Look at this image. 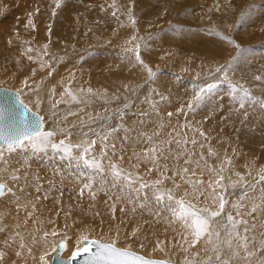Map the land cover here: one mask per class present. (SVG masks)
<instances>
[{
	"label": "bare ground",
	"instance_id": "bare-ground-1",
	"mask_svg": "<svg viewBox=\"0 0 264 264\" xmlns=\"http://www.w3.org/2000/svg\"><path fill=\"white\" fill-rule=\"evenodd\" d=\"M42 5L47 8L43 4V0ZM39 9L43 8L37 0H0V80L11 84L9 80L12 81L14 78L12 85L21 90L22 99L29 107L45 112V116L38 113L42 117L43 130L46 126V131L55 133L51 138L52 143L66 140L67 143L78 144L95 139L97 143L93 148V155L102 160L105 171L104 177H101L98 182L100 173L97 170L88 168L83 163H77L71 157L62 159V153L51 147L44 150L28 148L11 154L8 166L0 164V180L15 191L14 196L6 194L4 197H0V252L4 253L0 264H44V258L48 257L45 256V252L50 245L48 242L51 240L48 241L46 237L54 228L65 229L64 231L69 234H65L66 239L53 237L55 247L59 240L64 243L65 253H62L63 250L60 253L62 258L72 255L71 250L75 248L73 240L78 238L81 233L105 235V232L102 233L105 228L98 223L91 226L83 225L85 227L74 226L78 225L77 219L67 213L66 208L84 206L83 200H88V203L92 205L94 203L96 205L98 203L105 204L110 207L109 210L115 209V211H119L117 209L124 206L126 208L124 209L125 215H129H121L128 218L120 220L129 219L128 222H124L129 227L134 226V223L137 224L136 226H141L144 223L142 219L146 218L145 224L149 235L143 234L136 238H130L128 235L129 238L121 241L120 244L151 255L165 256L179 264H185L186 258L194 260L196 253H199L200 264H205L208 257L214 258L216 253L213 251V245L208 244L206 238L195 247H188V244L182 239V227L178 223L169 224L170 214L164 205L156 204L155 189L152 187L146 189L152 194V197L145 198L139 194V198L132 203H129L127 199L117 200V196L126 194L121 192V188L124 186L123 181L117 180L111 175L110 164H116L119 169L126 173H132L133 176L139 174L143 182L149 184L161 179L159 174L161 169H157L151 161L136 155L145 152L150 147L141 134L152 136L153 142L166 145L170 149L165 153L167 159L160 160V164L167 165L162 170L169 177H172L173 171L184 167H189L191 172H195L196 177L202 181L198 187L205 193V196L198 198L200 204H212L211 197L215 193L209 185L219 175H223L225 179L221 182L222 187L216 188V192L222 194L227 201L225 215L220 219V223H226L228 213L237 219L247 220L248 235L255 238L258 248L264 246L262 243L264 242V183H258L259 175L264 174L262 171L264 170V112H262L260 103L254 102L255 99L245 102L249 115L248 119L244 121L242 112L236 111L238 103L232 95L231 87H225L223 83L224 85L221 87L217 85L213 93L195 110H189L187 103L193 97V89L198 83L190 81L191 78L189 80L183 78V76L185 77L183 73H180L178 78L176 76L164 78L161 74L156 75L154 79H149L147 70L136 64L134 60L130 62L126 58L125 50L121 48V43L117 40L113 41V38H110V42L113 41V48L109 47L111 50L106 49L109 54L105 53L106 50L103 47L95 45L99 41L94 44L96 34L101 30L98 26V22H100L98 14L94 17L86 15L84 11L66 7L64 16L61 13L64 21L60 19L59 24L63 30L55 32L60 40L59 45L66 47L65 44H69L68 37L75 42L77 36L82 37L80 33L88 32L83 50L78 51L79 49L68 47L66 49L54 47L53 40L55 38L53 36L55 35H49L54 30L44 29L46 20L42 17L43 15L41 16ZM7 12H11V14L7 15ZM4 16L7 21H3ZM72 19H75V23ZM29 20L32 21V24H29ZM109 32H106L108 36ZM30 33L34 35V41L28 39ZM45 45H47V49H45ZM28 49L31 51L29 52ZM45 51H47V55H44ZM69 51L73 52L69 54ZM99 55H104V57H99ZM29 56L32 58L29 59ZM81 57L86 58L85 61L88 63L85 62L87 63L85 65L79 63L77 59L80 60ZM82 61L84 63L83 59ZM42 64L45 66L42 67ZM207 64L209 63L205 65L207 66ZM218 64L217 67H219ZM231 72L227 73L231 79L226 77L228 79L225 80V77L221 76L222 73L213 72V74L217 79L234 84H239L236 81L246 82L249 80L253 82V85L264 84L253 79L256 75L264 76V72L256 73L254 71L253 75L251 72L241 73L236 69ZM208 73L205 74L208 75ZM27 74H30L29 79L36 80L38 87L33 86L29 89L24 87L23 80L28 78H21L26 77ZM31 76L32 78H30ZM208 77L212 79L211 76L208 75ZM153 82L159 85V89L165 91L166 99L156 98L157 92L152 87ZM206 82L210 83L209 81L204 83ZM33 83L31 82V84ZM88 88H92L93 92H87ZM218 88L220 90H217ZM66 89L72 90V93L77 97L75 104H68L69 102L74 103V101ZM146 93L153 97H145L147 110L140 109L138 110L140 113H137L136 108L134 110L136 113H127V110L133 109L134 103L144 99L142 96ZM160 96L158 95V97ZM56 100H60V103L53 107ZM180 109L183 111H179ZM169 112L173 114L171 117L168 116ZM141 113L146 115H141ZM44 117L47 118V123ZM119 118L122 119L121 123L118 122L121 120ZM242 121H244L243 124ZM117 122L119 127L116 128ZM122 125L123 127H121ZM109 131H111L109 140L104 143L115 144V154L109 147L107 156L100 157V153L104 149L101 137ZM67 132H71V135L66 137L65 133ZM201 132L205 135H200ZM83 133H88V135L84 136ZM192 140L197 143L193 145ZM209 149L215 155H209ZM185 153L193 160H200L198 168L195 163L188 165L184 163V159L187 158ZM79 154L78 150H73V156ZM201 155L203 156L202 160L200 159ZM226 158L231 160L230 164L227 163ZM79 166L87 169L84 175L74 172V168L75 171L80 172ZM150 169L152 170L150 171ZM221 169H223L222 172ZM241 172H245L247 175L244 176ZM12 173L20 175L22 179L26 177L27 183L12 181L10 179ZM174 178L177 183L181 184L179 190L173 187L170 180H165L163 188L172 189L178 197L184 191H192L186 182L181 181L178 177ZM89 182L93 187L91 190L85 189L81 194V188ZM37 187L40 189L39 192L36 191ZM21 188L23 191H20ZM92 193H95L94 198ZM98 197L101 198L98 199ZM141 203L145 207H140ZM33 205L35 206L33 207ZM253 206H258V210L250 215ZM156 211L160 212V217L152 214ZM237 212L240 213L239 216H237ZM111 213H114V210ZM111 216L110 219L108 217L109 221H112ZM103 220L105 222V218ZM108 220L106 219V221ZM57 222L64 224L65 227L58 226ZM91 223L94 224V222ZM253 223L256 225L255 230L251 227ZM154 227L158 229L155 231ZM238 231L243 236L244 226H239ZM120 234L122 235V232ZM107 235L109 234L106 232V237ZM21 244L24 245L23 248L20 246ZM186 248L187 251H185ZM249 248L255 251L251 249V244H249ZM226 251L225 246L224 252ZM18 252L20 255H17ZM48 258L50 260V257ZM225 258H231L232 264H264V254L259 251L255 252L254 257L248 259L244 258L243 252L240 253L239 259L231 256V253H227ZM171 264L174 263L171 262Z\"/></svg>",
	"mask_w": 264,
	"mask_h": 264
},
{
	"label": "rangeland",
	"instance_id": "rangeland-1",
	"mask_svg": "<svg viewBox=\"0 0 264 264\" xmlns=\"http://www.w3.org/2000/svg\"><path fill=\"white\" fill-rule=\"evenodd\" d=\"M37 2L40 3L43 8L42 10L39 9V12L41 11L40 12L41 16L43 15L42 17L44 18V20H46L44 29L49 28L48 30L51 31L52 29L54 30V32H51L49 35L50 36L55 35L53 36L55 38L53 40V43H55L54 47L56 49H59V47L60 49H66L68 47V48H73L75 50L79 49L78 51H82L83 50L82 48H84L86 43L85 41H87L86 39L88 38V32L84 31L80 33L82 37L81 36L76 37L75 42L68 37L67 40L69 41V44L68 43L65 44L66 47L59 45L60 40L57 37L58 34L55 32L63 30V28L59 24V21L60 19L61 21H64L61 13L64 16V10L66 7L69 9L73 8L75 10L78 9L80 11H84V13L86 12V15H92L94 17L96 16V14L99 15L98 20L100 22H98V26L100 27L101 30L98 32V34H96V40L94 41V44L97 41H99L100 43L97 42L95 45L100 48L103 47L104 50L106 49L111 50V48H113L114 40H117L119 43H121V48L123 50H126L128 46L129 47L134 46L135 41H133L131 45L128 43V41L134 35L137 37H142L143 38V40L141 41L142 59L145 61L146 64H148L152 69H154L153 71L156 72V75L162 74L164 78H168L170 76H176L178 78L180 76L179 74L183 73L185 74V77L183 76V78L185 79L188 78L187 80L191 78L190 81L192 82L194 81L193 83L196 82L198 84H203L205 81H209L211 83L212 79L208 77V75L205 73L210 71L212 73L215 72L214 69H216L218 63L219 66L226 64L237 53V49L234 45L229 44L227 41L223 40L221 36L216 35V33H221L224 36H229L235 39L236 42L239 43L242 46V48L245 49V52L242 54L239 61L231 69L228 70L230 73H232L231 71H234L235 69L241 73L251 72L252 75L254 74V71H256V73L264 72V70H262L264 67V0H146V1L145 0H60L59 7L56 6V0H43V4H45L47 8H45V6L42 5V0H37ZM88 9L90 10L88 11ZM241 9H243V13H244V19L242 21L239 20ZM114 11L116 12L115 16L112 15ZM129 12H131V17H129L128 15ZM10 14L11 12H7V15ZM133 18L135 20V23H133ZM74 20L75 19H72L73 23H75ZM3 21H7L5 16L3 17ZM109 31L112 32L110 33ZM106 32L110 33L109 36L108 33ZM210 33L212 34L210 35ZM28 35H29L28 39L30 41H34L35 39V37H33L34 35L32 33ZM110 38H113L112 39L113 41L111 40L110 42ZM78 43L80 46L78 45ZM107 50L105 51V53L109 54V51ZM71 52L73 51H69V54ZM85 57L87 58V55H85ZM99 57H104V55H99ZM86 58L81 57L80 60L77 59V61L82 65H85L88 63L87 61H85ZM126 58L128 59V57ZM82 59L84 60V63ZM206 63H209L207 64L208 67L205 65ZM215 65L216 67L214 68ZM189 70L192 71L189 72ZM25 76L26 77H22L21 79L28 78L30 74H27ZM221 76L222 78H224L225 74L222 73ZM77 77L79 78V75H77ZM226 77H228V75H226ZM226 77L224 78V80L229 78ZM30 78H32V76ZM26 80L28 81L29 85L34 87L37 86V82H35L36 80H31L29 78ZM221 80L222 79L218 78L215 81L217 85H220V87L223 86L224 84L225 87L227 86L230 87L231 84H234L233 82H229V81L224 82V80H222L221 82ZM13 81L14 78L12 81L9 80V82H11V84H9V83H5L4 80H0V86L12 89L15 92L19 91L20 99L24 102V104H26L29 107V105L22 99L21 90L17 88L15 85H12ZM31 82H34L36 84L34 83L31 84ZM236 82L239 84H243L245 87L249 88L251 92L253 91L252 95L253 97H256L254 102H258L261 105V101H264V84L253 85V82L250 80L246 82H238V81ZM152 87L157 92L156 98L160 99L158 95H163L167 97L165 91L159 89V85H156L153 82ZM219 88L217 90H220ZM222 93L224 92L222 91ZM255 94L258 96H256ZM149 96L150 94L148 93L142 96L144 99H140L139 101L137 100L138 102L134 103L133 107L130 106L133 109L127 110V113L130 112L134 114L136 112L140 113L138 112V110L140 109L147 110L145 106L146 104L145 97L148 98ZM247 100L249 99H246V101ZM56 101H60V100H56ZM75 103L76 102L74 101V103L69 102L68 104H75ZM53 104L55 106L58 105L57 102ZM136 108L137 110H135ZM31 110L39 112L43 116H45L44 114L45 112L42 110L39 109H31ZM262 110H263L262 112H264V108H262ZM44 118L47 123V118L46 117ZM118 122L121 123L122 119L118 120ZM118 122L116 123L117 125H115L116 128L119 127ZM121 127H123V125ZM46 130L47 128L45 126L44 131ZM234 168L236 169V167ZM78 169L80 170V172L75 171V168L73 170L75 173L80 175H84L87 172V169L82 168L80 166L78 167ZM241 174L244 176L247 175L245 174V172L244 173L241 172ZM101 177H104L103 173L102 174L100 173V175H98V179H99L98 182H100ZM3 181H5V179H3ZM101 193L103 192L101 191ZM140 196H144L145 198H147V197H152V194L150 192H147L146 189H144L140 193ZM100 198L101 197H98V199ZM83 202L85 204L84 206H80L76 208H72V207L66 208V212L76 217L77 219L76 223L78 222V225L75 224L74 226L80 225V227L81 226L85 227L83 225L91 226V225H96L98 223L100 224V226H103L105 228L104 231H102V233L105 232L104 233L105 235L103 234L94 235V234H90L89 232H86L87 235L85 233H81V235L78 238L73 240V245L75 248L74 249L72 248L73 249L71 250L72 253L77 248H80L82 246L83 239L92 238L100 242L114 243L117 247L135 251L149 258L162 259V260L170 261L174 264H179L165 256L151 255L141 250L139 251L138 249L134 250L133 247H129V246L127 247L126 245L120 244L121 241H124L126 238H129V236L130 238L133 237L136 238L139 235H143V234L149 235V233H147L148 231L146 229V224H145L146 218L145 219L143 218L144 220L142 219L144 223L141 224V226H136L137 224L134 223L133 221L135 225L129 227V225L124 224V222H128L129 219L126 221H122L124 218L125 219L128 218L123 216L129 215V214L125 215L124 210L121 211V209H126L124 208V206L117 209L119 211H115V209L109 210L110 207L106 206L105 204L98 203L96 205V203H94V205H92L88 203L89 202L88 200H83ZM113 210L114 213H111V211L113 212ZM110 216L112 221L108 220V217L110 219ZM100 217H102L101 218L102 220L100 219ZM104 218L106 223L103 222ZM96 219L97 222H95ZM106 219L109 222L106 221ZM91 222H94V224ZM57 224L60 227L61 226L65 227L64 224H59L58 222ZM157 229L158 228L156 227L153 228V230L155 231ZM59 230L60 229L58 228L56 229L54 228L48 233L49 237L47 236L46 238L48 241L50 239L51 240L48 242V244L50 245H48V248L45 252L46 253L45 256L51 258V256L53 255L56 248L54 238L55 239L57 237L65 238L66 236L65 234L69 235L66 231H64L65 229H61L60 231ZM106 232L107 234H109L107 235V237H106ZM121 232L123 236L121 234L119 235V233ZM53 233H55V235H53ZM62 253H65V251ZM48 257H45L47 258L46 260L44 258V264H51L48 263L50 262Z\"/></svg>",
	"mask_w": 264,
	"mask_h": 264
},
{
	"label": "snow or ice",
	"instance_id": "snow-or-ice-1",
	"mask_svg": "<svg viewBox=\"0 0 264 264\" xmlns=\"http://www.w3.org/2000/svg\"><path fill=\"white\" fill-rule=\"evenodd\" d=\"M56 6H60V0H56ZM112 15L115 16L116 12L114 11ZM128 15L131 17V12H129ZM243 19L244 13L243 9H241L239 20L242 21ZM133 23H135L134 18ZM29 24H32L31 20H29ZM211 34L212 33H210V35ZM216 35L221 36L223 40L234 45L237 49L235 56H233L226 64L215 69L216 74L224 73L226 77L228 70L239 61L242 54L245 52V49L242 48L235 39L229 36H224L221 33H216ZM142 40V37L134 35L128 41L130 45L135 41L134 46L128 47L125 52L130 62L134 60L136 64L143 66L148 72L149 79H154L156 72L153 71V69L146 64L141 57ZM45 49H47V45H45ZM28 51L30 52L31 49H28ZM47 54V51H45L44 55ZM31 58L32 57L29 56V59ZM41 66L44 67L45 65L42 64ZM49 75H51V72H49ZM208 75L212 77L214 82L195 85L193 89L194 95L187 103L189 110H195V108L203 103L216 89V75L212 72H209ZM254 80L264 83V76L256 75ZM23 84L25 88L33 87L29 85L27 80H25ZM36 87H38V85ZM125 87H127V85H125ZM230 87L232 89V95L238 103L236 111L242 112L244 121H246L249 115L245 107L246 99H255V97H253L251 90L243 84H231ZM66 91L73 101L77 99L70 89H66ZM87 92L91 93L92 89L88 88ZM160 99L163 100L166 99V97L161 95ZM57 103H60V101H57ZM53 107H55V105H53ZM261 108H264V101H261ZM179 111H183V109H180ZM141 115L146 114L141 113ZM172 115L171 112L168 113L169 117ZM244 121L241 123L243 124ZM54 135L55 133L52 131L43 130L42 118L39 115L31 114L30 109L20 99L19 91L9 93L7 89L0 88V164L5 167L8 166L11 154L16 153L18 150H25L28 148L33 150H44L51 147L53 150L62 153V159L71 157L77 163H83L88 168L95 169L101 174L104 173L105 169L102 160L93 155V148L97 143L95 139L78 144L67 143L66 140L52 143L51 138ZM70 135L71 132L65 133L66 137ZM83 135L87 136L88 133H83ZM110 135L111 131L103 135L101 137V142H107ZM141 135L145 137L150 147H148L145 152L136 155L144 160L151 161L156 165L157 169H161L159 173L161 179H157L149 184L143 182L139 174L133 176L132 173H126L119 169L116 164H110L109 168L111 169V175L115 179L123 181L124 186L121 188V192L126 193L124 196H117V200L127 199L129 203H132L139 198L140 192L144 189L149 187L155 189L154 199L156 204L164 205L165 209L170 214V218L168 219L169 224L178 223L182 227V239L188 244V247H195L202 240H205V238L207 239L208 244L213 245V251L216 255L214 258L208 257L205 264H232L231 258H225L227 253H231V256H234L237 259L240 258L241 252L244 253L245 259L254 257L256 251L264 254V246L258 248L255 238L248 235L249 227L247 220L237 219L231 213H228L226 216V223H220V219L225 215L224 210L227 201L222 194L216 192V188L222 187L221 182L225 179L223 175H219L218 178L212 181L209 185L213 188V192L215 193V195L211 197L212 204H200L198 198L205 196V193L200 191L198 187L202 181L196 177L195 172H191L189 167H184L173 171L172 177H169L167 173L162 170L165 169L167 165L160 164V160L167 159L165 153L170 151V149L166 145L153 142L154 138L152 136H147L146 134ZM200 135L204 136L205 133L201 132ZM177 143L179 142L177 141ZM191 143L195 145L197 142L192 140ZM109 147H111L113 154H115L116 145L104 143V149L101 151L100 157L107 156V149ZM73 150H78L80 154L73 156ZM184 155L187 157L184 159L186 165L195 163L197 168L199 167L200 160H193L187 155V153ZM209 155H215V153L209 149ZM178 158L180 157L178 156ZM200 159H203L202 155ZM226 160L227 163H231L229 158H226ZM151 170L152 169H150V171ZM18 171L19 170L17 169V172ZM220 171L222 172L223 169ZM174 177H178L181 181L186 182L192 188V191H184L183 194L178 197L172 189L163 188L165 180H170L173 187L176 190H179L181 184L177 183ZM10 179L14 182L27 183L26 177L22 179V177L17 174L11 175ZM258 183H264V174L259 175ZM92 187L93 185L91 182L85 183L81 188V194H83L85 189L91 190ZM249 187H251V185H249ZM20 191H23V188H21ZM36 191H40L39 187L36 188ZM6 194L14 196L15 191L6 183L0 182V197H4ZM92 196L94 198L95 193H92ZM34 206L35 205H33V207ZM140 207L143 208L145 205L141 203ZM123 210L124 209H121V211ZM257 210L258 206H253L250 210V215L256 213ZM133 211H135V208H133ZM152 214L157 217H160L161 215L159 211ZM239 215L240 213L237 212V216ZM239 226H244L243 236H241L238 231ZM251 227L255 230L256 225L253 223ZM53 235H55V233H53ZM249 244H251V249H254L255 251L250 250ZM20 246L22 248L24 247L23 244ZM225 246L227 249L226 252H224ZM187 250L188 249L186 248L185 251ZM81 254L88 257L86 264H171L170 261L148 258L135 251L117 247L114 243L88 240L87 238L84 239V246L77 248L72 253V258L79 257ZM3 255L4 253L0 252V259L3 258ZM17 255H20V253L18 252ZM205 256H207V253H205ZM185 264H200L199 253L195 254L194 260H188L186 258Z\"/></svg>",
	"mask_w": 264,
	"mask_h": 264
},
{
	"label": "water",
	"instance_id": "water-1",
	"mask_svg": "<svg viewBox=\"0 0 264 264\" xmlns=\"http://www.w3.org/2000/svg\"><path fill=\"white\" fill-rule=\"evenodd\" d=\"M0 88H4L7 89L9 91V93H15L14 90L6 88V87H2L0 86ZM31 111V110H30ZM32 115H39L41 117V115L38 112L35 111H31ZM42 118V117H41ZM88 239V238H87ZM88 240H96V239H88ZM98 241V240H97ZM84 246V239L82 240V246ZM64 248V243L62 240L57 241L56 243V250L54 252V254L51 256L50 258V263L51 264H86V261L88 260V257L84 254H81V256L76 257V258H72V255L68 258H62L60 257V253Z\"/></svg>",
	"mask_w": 264,
	"mask_h": 264
}]
</instances>
